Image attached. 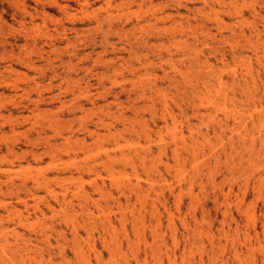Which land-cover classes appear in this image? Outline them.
Listing matches in <instances>:
<instances>
[{
    "label": "clouds",
    "instance_id": "9594fccd",
    "mask_svg": "<svg viewBox=\"0 0 264 264\" xmlns=\"http://www.w3.org/2000/svg\"><path fill=\"white\" fill-rule=\"evenodd\" d=\"M0 264H264V0H0Z\"/></svg>",
    "mask_w": 264,
    "mask_h": 264
}]
</instances>
